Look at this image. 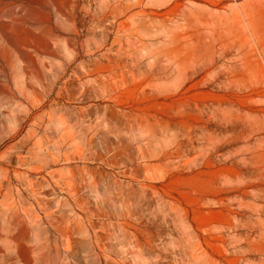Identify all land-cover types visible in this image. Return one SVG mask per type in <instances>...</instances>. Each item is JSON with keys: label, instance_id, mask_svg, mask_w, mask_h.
Listing matches in <instances>:
<instances>
[{"label": "rangeland", "instance_id": "rangeland-1", "mask_svg": "<svg viewBox=\"0 0 264 264\" xmlns=\"http://www.w3.org/2000/svg\"><path fill=\"white\" fill-rule=\"evenodd\" d=\"M0 264H264V0H0Z\"/></svg>", "mask_w": 264, "mask_h": 264}]
</instances>
